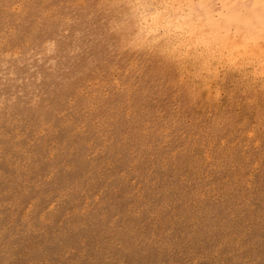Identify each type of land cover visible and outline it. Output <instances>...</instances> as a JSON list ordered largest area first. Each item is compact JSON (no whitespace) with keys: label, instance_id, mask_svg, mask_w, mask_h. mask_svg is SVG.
Listing matches in <instances>:
<instances>
[{"label":"rangeland","instance_id":"374dc122","mask_svg":"<svg viewBox=\"0 0 264 264\" xmlns=\"http://www.w3.org/2000/svg\"><path fill=\"white\" fill-rule=\"evenodd\" d=\"M180 1L0 0V264H264V0Z\"/></svg>","mask_w":264,"mask_h":264},{"label":"bare ground","instance_id":"6f19581e","mask_svg":"<svg viewBox=\"0 0 264 264\" xmlns=\"http://www.w3.org/2000/svg\"><path fill=\"white\" fill-rule=\"evenodd\" d=\"M141 1H142V0H140V2H141ZM168 1H169V0H168ZM179 1H180V0H179ZM198 1H200V0H198ZM201 1H202V0H201ZM207 1H208V0H207ZM180 2H181V1H180ZM183 2H185V1H183ZM183 2H182V3H183ZM203 2H204V1H203ZM144 3H145V2H144ZM160 3H161V2H160ZM173 3H175V2H172V4H173ZM177 3H178V2H177ZM238 3H239V2H238ZM203 4L206 6L208 3L205 4V3L200 2V5L202 6V8H205ZM157 5H158V4H157ZM164 5H165V4H164ZM173 5H174V4H173ZM179 5H180V4H179ZM254 5L256 6V1L254 2ZM208 6H209V5H208ZM208 6H207V7H208ZM255 6H254V7H255ZM159 7H160V6H159ZM164 7H165V6H164ZM170 7H171V6H170ZM175 7H176V6H175ZM199 7H200V6H199ZM207 7L205 8L206 10L208 9ZM244 7H246V6H244ZM261 7H262V6H261ZM155 8H156V7H155ZM180 8H181V7H180ZM200 8H201V7H200ZM239 8L241 9V7H239ZM157 9H158V8H157ZM176 9H177V7H176ZM183 9H184V8H183ZM229 9H231V10H229ZM229 9H228V10H229L228 13H229L230 15H228V16H231V17L233 18V20H236V21H237V19H238L239 22L241 23V21H243V20L240 21V19H239L238 17H241V15L243 16V14L240 15V14L238 13V12H240V11H239L238 9H237L238 11L235 10L234 7H233V8H229ZM173 10H174V9H173ZM181 10H182V9H181ZM206 10H205V11H206ZM220 10H223V9H220ZM226 10H227V9H226ZM226 10H225V15H226V13H227ZM249 10H250V9H249ZM262 10H263V9H262ZM143 11H144V10H143ZM164 11H165V10H164ZM175 11H176V10H175ZM183 11H184V10H183ZM167 12H168V11H167ZM172 12H173V11H172ZM196 12H197V11H196ZM208 12H209V10H207V13H208ZM220 12H221V11H220ZM242 12H243V11H242ZM257 12H258V11H257ZM259 12H260V11H259ZM209 13H210V12H209ZM213 13H214V12H213ZM223 13H224V12H223ZM151 14H152V13H151ZM154 14H155V12H154ZM157 14H158V13H157ZM221 14H222V13H221ZM258 14H259V13H258ZM155 16H156V15H155ZM206 16H207V14H206ZM209 16H212V14L209 15ZM213 16H214V15H213ZM259 16H260V14H259ZM159 17H160V16H159ZM215 17H216V16H215ZM218 17H220V16H218ZM222 17H224V15H222ZM222 17H221V18H222ZM241 18H242V17H241ZM247 18H248V16H247ZM258 18H259V17H258ZM223 19H224V18H223ZM263 19H264V17H263ZM158 20H159V19H158ZM181 20H182V19H181ZM217 20H219V19L217 18ZM220 20H221V19H220ZM220 20H219V21H220ZM249 20H250V19H249ZM212 21H213V19H212ZM229 21H231V20H229ZM247 21H248V20H247ZM251 21L254 22V20H251ZM263 21H264V20H263ZM214 22H216V20H214ZM237 22H238V21H237ZM160 23H161V22H160ZM242 23L244 24V21H243ZM166 24H167V23H166ZM168 24H171V23H168ZM200 24H201V23H200ZM243 24H242V25H243ZM247 24H248L249 27L251 26V24H250L249 22H248ZM172 25H173V24H172ZM188 25H189V23H188ZM192 25H193V24H192ZM238 25L241 26L240 24H238ZM257 25H258V24H257ZM164 26H165V25H164ZM180 26H181V25H180ZM214 26H215V25H214ZM239 26H238V27H239ZM162 27H163V26H162ZM216 27H217V26H216ZM218 27H219V26H218ZM218 27H217V28H218ZM231 27H232V26H231ZM246 27H247V26H246ZM252 27H253V26H252ZM192 28H193V27H192ZM200 28H201V27H200ZM220 28H221V27H220ZM225 28H226V27H225ZM241 28H242V27H241ZM253 28H254V27H253ZM163 29H164V28H163ZM189 29H190V28H189ZM207 29H208V28H207ZM242 29H243V28H242ZM244 29H245V28H244ZM250 29H251V27H250ZM250 29H249V31H250ZM254 29H255V28H254ZM254 29H253V31H254ZM263 29H264V28H263ZM168 30H169V29H168ZM171 30H172V29H171ZM213 30H214V29H213ZM217 30H218V29H217ZM220 30H222V29H220ZM237 30H238V29H237ZM258 30H260V29H258ZM162 31H163V30H162ZM191 31H192V30H191ZM193 31H194V29H193ZM193 31H192V32H193ZM215 31H216V30H215ZM194 32H195V31H194ZM203 32H204V31H203ZM219 32H220V31H219ZM227 32H228V31H227ZM239 32H240V31H239ZM247 32H248V28H247ZM251 32H252V31H251ZM255 32H256V33L258 32L257 29H256ZM163 33H164V32H163ZM166 33H167V32H166ZM171 33H173V32H171ZM176 33H177V32H176ZM176 33H175V34H176ZM200 33H201V31H200ZM213 33H214V32H213ZM241 33H242V32H241ZM256 33H254L255 35L252 34V33H251L252 35L250 34V35L252 36V38H253V37H256ZM259 33L262 34V31H261V32L259 31ZM259 33H258V34H259ZM159 34L161 35V33H159ZM169 34H170V32H169ZM184 34H185V33H184ZM215 34H216V33H215ZM221 34H222V33H221ZM221 34H220V35H221ZM239 34H240V33H239ZM246 34H247V33H246ZM160 35H159V36H160ZM207 35H208V34H207ZM223 35H224V34H223ZM226 35L228 36V33H227ZM248 35H249V32H248ZM250 35H249V37H251ZM253 35H254V36H253ZM177 36H178V35H177ZM182 36H183V35H182ZM204 36H205V34H204ZM216 36H217V35H216ZM224 36H225V35H224ZM227 36H226V37H227ZM164 37H165V36H164ZM190 37H191V36H190ZM197 37H198V36H197ZM199 37H200V36H199ZM220 37H221V36H220ZM222 37H223V36H222ZM234 37H235V36H234ZM241 37H242V36H241ZM258 37H259V36H257L256 38H258ZM159 38H160V37H159ZM203 38H204V37H203ZM232 38H233V37H232ZM232 38H231V39H232ZM237 38H238V37H237ZM256 38H255V39H256ZM184 39H185V38H184ZM222 39H223V38H222ZM239 39H240V38H239ZM261 39H262V37H261ZM263 39H264V38H263ZM208 40H209V38L207 39V41H208ZM223 40H225V37H224ZM226 40H228V42H229V44H230V42H231V41H229V40H230V37H229V39H228V37H227ZM232 40H233V39H232ZM240 40H241V39H240ZM248 40H249V39H248ZM248 40H247V41H248ZM156 41H157V40H156ZM203 41H204V40H203ZM244 41H245V39H244ZM192 42H193V41H192ZM200 42H201V41H200ZM205 42H206V39H205ZM237 42H238V41H237ZM217 43H218V42H217ZM226 43H227V42H226ZM231 43H232V42H231ZM178 44H179V43H178ZM194 44H195V43H194ZM194 44H193V45H194ZM236 44H237V43H236ZM236 44H235V45H232L234 48L231 47L230 45H227V46H229V47H231V48H233V49H236V48H237V47H235ZM242 44L245 46L244 43H241V45H242ZM248 44H250L249 41H248ZM258 44H260V43H258ZM258 44H257V45H258ZM176 45H177V44H176ZM180 45H182V44H180ZM196 45H197V44H196ZM211 45H212V44H211ZM213 45H214V44H213ZM216 45H217V44H216ZM221 45H222V44H221ZM225 45H226V44H225ZM238 45H239V44H237V46H238ZM241 45H240V46H241ZM251 45H255V44H251ZM257 45H256V46H257ZM173 46H174V45H173ZM203 46H204V45H203ZM217 46H218V45H217ZM219 46H220V45H219ZM219 46H218V47H219ZM247 46H248V45H246V48H247ZM188 47L190 48V46H188ZM196 47H197V46H196ZM229 47H225L224 49H227V50H228ZM258 47H259V46H258ZM262 47H263V46H262ZM222 48H223V46H222ZM231 48H229V50H231V52H232V49H231ZM240 48H242L243 52H245V51H244L245 49H243V47H240ZM186 49H187V48H186ZM191 49H192V48H191ZM216 49H217V48H216ZM247 49L251 50V48H247ZM253 49H254V47H253ZM253 49H252V50H253ZM195 50H196V49H195ZM239 50H240V49H239ZM242 50H241V52H242ZM258 50H259V48H258ZM258 50H254V51L257 53ZM186 51H187V50H186ZM254 51H253V52H254ZM263 51H264V49H263ZM196 52H197V51H196ZM231 52H230V54H231ZM235 52H236V51H235ZM241 52H240V53H241ZM251 52H252V51H251ZM253 52H252V54H255V52H254V53H253ZM260 52L262 53V51H260ZM190 53H191V52H190ZM228 53H229V52H228ZM237 53H238V51H237ZM247 53H248V52H247ZM261 53H260V54H261ZM195 54H196V53H195ZM248 54H250V53H248ZM260 54H259V55H260ZM261 55H262V54H261ZM261 55H260V56H261ZM228 57H229V56H228ZM228 57H227V58H228ZM258 57H259V56H258ZM233 59H234V58H233ZM211 60H212V59H211ZM226 60H227V59H226ZM262 61H263V60H262ZM230 62H231V61H230ZM241 65H242V64H241ZM236 66H237V65H236ZM239 68H240V67H239Z\"/></svg>","mask_w":264,"mask_h":264}]
</instances>
